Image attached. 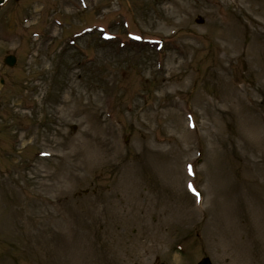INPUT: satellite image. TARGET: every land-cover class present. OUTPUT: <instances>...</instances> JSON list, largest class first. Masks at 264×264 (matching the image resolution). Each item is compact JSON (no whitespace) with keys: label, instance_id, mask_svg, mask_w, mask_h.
Here are the masks:
<instances>
[{"label":"rangeland","instance_id":"1","mask_svg":"<svg viewBox=\"0 0 264 264\" xmlns=\"http://www.w3.org/2000/svg\"><path fill=\"white\" fill-rule=\"evenodd\" d=\"M204 257L264 264V0H6L0 264Z\"/></svg>","mask_w":264,"mask_h":264},{"label":"water","instance_id":"2","mask_svg":"<svg viewBox=\"0 0 264 264\" xmlns=\"http://www.w3.org/2000/svg\"><path fill=\"white\" fill-rule=\"evenodd\" d=\"M4 63L10 67H12L15 63V59L12 56H8L4 59ZM199 264H210L208 259H203Z\"/></svg>","mask_w":264,"mask_h":264}]
</instances>
